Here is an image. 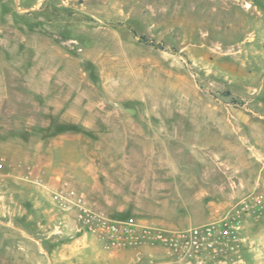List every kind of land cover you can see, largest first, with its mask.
<instances>
[{"label":"rangeland","instance_id":"rangeland-1","mask_svg":"<svg viewBox=\"0 0 264 264\" xmlns=\"http://www.w3.org/2000/svg\"><path fill=\"white\" fill-rule=\"evenodd\" d=\"M0 165V264H179L105 249L59 187L163 229L238 216L204 264H264V0H0Z\"/></svg>","mask_w":264,"mask_h":264},{"label":"built area","instance_id":"built-area-1","mask_svg":"<svg viewBox=\"0 0 264 264\" xmlns=\"http://www.w3.org/2000/svg\"><path fill=\"white\" fill-rule=\"evenodd\" d=\"M2 166L0 165V168ZM51 201L63 211H73L77 223L105 249H136L157 245L179 264H204L207 257H222L234 251L239 220L221 221L187 229H163L129 218L117 220L85 203L82 193L59 187Z\"/></svg>","mask_w":264,"mask_h":264},{"label":"trees","instance_id":"trees-1","mask_svg":"<svg viewBox=\"0 0 264 264\" xmlns=\"http://www.w3.org/2000/svg\"><path fill=\"white\" fill-rule=\"evenodd\" d=\"M140 40L145 43V44H150L151 42H149L145 37H141Z\"/></svg>","mask_w":264,"mask_h":264}]
</instances>
